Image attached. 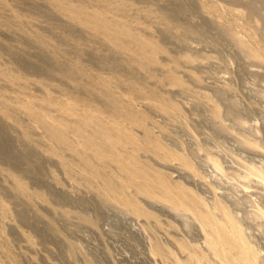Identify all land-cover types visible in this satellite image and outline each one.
Returning a JSON list of instances; mask_svg holds the SVG:
<instances>
[{"label": "rangeland", "instance_id": "rangeland-1", "mask_svg": "<svg viewBox=\"0 0 264 264\" xmlns=\"http://www.w3.org/2000/svg\"><path fill=\"white\" fill-rule=\"evenodd\" d=\"M0 264H264V0H0Z\"/></svg>", "mask_w": 264, "mask_h": 264}, {"label": "bare ground", "instance_id": "bare-ground-1", "mask_svg": "<svg viewBox=\"0 0 264 264\" xmlns=\"http://www.w3.org/2000/svg\"><path fill=\"white\" fill-rule=\"evenodd\" d=\"M218 163V162H217ZM218 169L220 168V166H219V164H218ZM202 200H203V198H202ZM194 209V208H193ZM241 238L243 239V241H245V235H241Z\"/></svg>", "mask_w": 264, "mask_h": 264}]
</instances>
